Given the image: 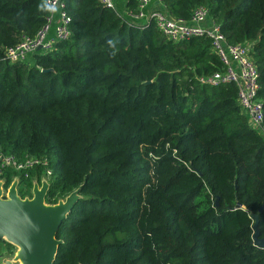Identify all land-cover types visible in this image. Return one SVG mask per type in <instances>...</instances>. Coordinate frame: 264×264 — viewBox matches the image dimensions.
Listing matches in <instances>:
<instances>
[{
  "label": "trees",
  "instance_id": "16d2710c",
  "mask_svg": "<svg viewBox=\"0 0 264 264\" xmlns=\"http://www.w3.org/2000/svg\"><path fill=\"white\" fill-rule=\"evenodd\" d=\"M119 2L64 0L68 38L10 62L50 10L0 0V153L40 161L2 167V188L16 178L30 198L48 170L44 203L75 193L52 264H264L251 217L264 238V0H160L183 21L203 5L225 43L248 44L260 131L234 83L198 81L223 68L208 36L172 42L126 14L137 0Z\"/></svg>",
  "mask_w": 264,
  "mask_h": 264
},
{
  "label": "built area",
  "instance_id": "2783aa9c",
  "mask_svg": "<svg viewBox=\"0 0 264 264\" xmlns=\"http://www.w3.org/2000/svg\"><path fill=\"white\" fill-rule=\"evenodd\" d=\"M107 8L112 6V0H98ZM161 3L160 0H137L136 9L126 14L133 19L141 20L153 18L156 28L167 40L176 42L191 36L205 34L211 40V49L218 56L222 63V70L215 71L206 76H200L198 81L207 85H218L220 83L232 82L235 84L237 93V103L246 116L251 128L260 131L262 124V106L256 93L258 90V72L254 63L248 57V44H227L224 36L219 31L215 22L210 20V26L204 28L201 24L207 17V9L203 5L194 8L187 21L173 19L165 16L157 10H149L145 13L144 9L151 3ZM44 4L50 10V14L45 18L44 24L31 36H21L12 46L6 48L4 55L10 62L25 61L27 55L32 52H45L51 49L54 40L64 41L69 36L68 22L69 16L64 10V0H44ZM52 31V35H50ZM38 159L29 158L19 161L14 155H3L0 153V173L1 168L10 166L13 170L19 171L32 167L37 164ZM49 171L46 170L41 177V181L46 182ZM40 181V183H41ZM37 184V188L41 186ZM0 264L3 258L0 255Z\"/></svg>",
  "mask_w": 264,
  "mask_h": 264
},
{
  "label": "water",
  "instance_id": "95a60500",
  "mask_svg": "<svg viewBox=\"0 0 264 264\" xmlns=\"http://www.w3.org/2000/svg\"><path fill=\"white\" fill-rule=\"evenodd\" d=\"M40 184L37 188L33 182L31 197L20 199L16 195L14 178L6 197L0 196V240L17 248L19 264H52L59 244L55 233L75 200L73 192L56 204L45 205L43 199L47 185L44 181ZM235 206L240 207V204ZM251 217L254 220L252 240L256 246L264 248V238L257 237V216L252 214Z\"/></svg>",
  "mask_w": 264,
  "mask_h": 264
},
{
  "label": "rangeland",
  "instance_id": "374dc122",
  "mask_svg": "<svg viewBox=\"0 0 264 264\" xmlns=\"http://www.w3.org/2000/svg\"><path fill=\"white\" fill-rule=\"evenodd\" d=\"M154 3V2H153ZM159 4V3H158ZM161 8L162 7H153L152 5H149V6H147L145 9H144V11H145V13H148L149 11V9L150 10H157V11H159V12H161L162 14H164L162 11H161ZM118 10L122 13H124V10H123V0H120V2H119V5H118ZM165 15V14H164ZM166 16V15H165ZM146 21V19H141V20H139L138 22H140V23H144ZM203 24H206L205 25V27L204 28H208L209 26H210V22H209V20L208 19H206L202 24H201V26L203 25ZM203 27V26H202ZM12 183V182H11ZM11 183H10V185L9 186H11ZM9 186L4 190L3 188H2V185H1V181H0V191H1V194L2 193H5V196L4 197H6V195H7V191H8V188H9ZM15 191H16V188H15ZM4 197H2V198H4ZM45 205H47L46 203H44ZM0 251H2V252H0V255L2 256V258H3V263L4 264H19V261L17 260V248L14 246V248L13 249H10V250H7V249H5L4 247H2V248H0Z\"/></svg>",
  "mask_w": 264,
  "mask_h": 264
},
{
  "label": "crops",
  "instance_id": "0c3cea01",
  "mask_svg": "<svg viewBox=\"0 0 264 264\" xmlns=\"http://www.w3.org/2000/svg\"><path fill=\"white\" fill-rule=\"evenodd\" d=\"M152 5L155 6L156 8H157V7H161V3H159V4H158V3H157V4H156V3H153ZM149 10H150V9H149ZM149 10H148V11H149ZM205 25H206V24H203L202 26L205 27ZM0 196H1V197H4V196H5V193H2V194L0 193Z\"/></svg>",
  "mask_w": 264,
  "mask_h": 264
}]
</instances>
